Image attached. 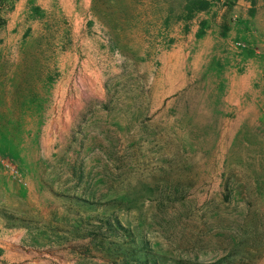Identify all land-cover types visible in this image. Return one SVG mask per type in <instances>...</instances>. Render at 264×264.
<instances>
[{"label": "rangeland", "instance_id": "374dc122", "mask_svg": "<svg viewBox=\"0 0 264 264\" xmlns=\"http://www.w3.org/2000/svg\"><path fill=\"white\" fill-rule=\"evenodd\" d=\"M0 264H264V0H0Z\"/></svg>", "mask_w": 264, "mask_h": 264}, {"label": "built area", "instance_id": "2783aa9c", "mask_svg": "<svg viewBox=\"0 0 264 264\" xmlns=\"http://www.w3.org/2000/svg\"><path fill=\"white\" fill-rule=\"evenodd\" d=\"M6 166L8 168H10L13 172H15V173L17 172V170L15 169V167L11 163H7Z\"/></svg>", "mask_w": 264, "mask_h": 264}]
</instances>
